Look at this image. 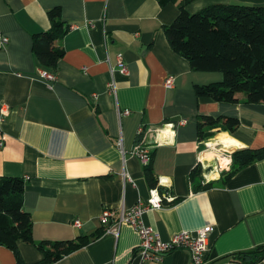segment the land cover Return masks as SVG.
<instances>
[{
	"label": "crops",
	"instance_id": "crops-1",
	"mask_svg": "<svg viewBox=\"0 0 264 264\" xmlns=\"http://www.w3.org/2000/svg\"><path fill=\"white\" fill-rule=\"evenodd\" d=\"M183 2L0 0V33L8 37L0 49V176L25 181L22 205L31 216L34 243L17 242L24 263L42 259L35 245L41 241L74 240L102 230L104 209L116 217L146 202L149 168L163 188L159 192L172 199L145 210L146 225L163 239L210 227L208 264H264V256L254 262L237 258L264 245V158L226 180L218 178L227 170L203 177L216 182L207 189L194 190L189 179L204 142L232 139L234 149L264 146V103L196 96V84L220 81L222 73L194 71L170 47L164 26ZM213 3L258 6L264 0H192L185 7L194 13ZM52 8L59 9L66 26L55 40L63 55L54 70L42 66L32 51L33 35L50 28ZM118 56L126 74L116 68ZM41 70L55 78L42 77ZM169 76L172 86L166 87ZM201 115L236 117L240 124L232 133L213 128L210 137L201 138ZM140 125L170 134L169 141L155 131L145 136L148 165L130 153ZM213 155L205 157L213 162ZM76 218L80 227L73 224ZM139 242V235L122 224L117 237L103 231L52 264H192L183 249L161 260H141ZM0 264H17L12 249L0 246Z\"/></svg>",
	"mask_w": 264,
	"mask_h": 264
},
{
	"label": "trees",
	"instance_id": "trees-1",
	"mask_svg": "<svg viewBox=\"0 0 264 264\" xmlns=\"http://www.w3.org/2000/svg\"><path fill=\"white\" fill-rule=\"evenodd\" d=\"M167 1L159 0L160 4ZM189 1L192 0H184L172 23L164 26L166 39L172 50L189 62L192 70L222 73L220 81L196 84V96L227 103H264V5L213 3L190 13L185 7ZM59 15V9L52 8L48 12L50 28L34 34L32 39L37 61L53 70L63 55V49L55 45V40L66 32ZM239 124L236 117L201 115L197 128L201 138H208L209 129L232 133ZM263 158L264 146L237 149L231 154L230 168L218 179L226 180L236 169ZM146 172L150 187L162 192L163 188L158 186L149 168ZM189 179L194 190L207 189L216 183L205 182L200 166L191 171ZM24 185L21 177L0 176V246L14 251L17 264H27L18 252L17 242L34 243L31 216L22 205ZM101 232L103 228L74 240L41 241L35 245L43 253L42 259L28 264H52ZM263 256L264 245H261L256 250L238 253L237 258L254 262Z\"/></svg>",
	"mask_w": 264,
	"mask_h": 264
},
{
	"label": "built area",
	"instance_id": "built-area-1",
	"mask_svg": "<svg viewBox=\"0 0 264 264\" xmlns=\"http://www.w3.org/2000/svg\"><path fill=\"white\" fill-rule=\"evenodd\" d=\"M8 43V37L0 33V49L5 48ZM116 68L123 74L127 73L126 63L121 56H118ZM42 77L50 80L55 78V75L45 71H40ZM173 77L169 76L165 80V86L171 87ZM113 83L110 84L112 86ZM123 114H128L129 110H124ZM179 123H185V120H179ZM157 133V137L166 138L165 141H169L167 138L170 134L161 133V129L150 128L146 125H140L136 135L137 143L133 146L131 154L139 157L140 162L147 165L150 162V148L146 147V135L150 132ZM164 141V140H163ZM125 153L124 150H122ZM213 152L215 160L213 162L208 161L205 154ZM202 157H199L198 162L202 169L203 177L206 180L215 174L220 173L223 170L229 169L231 165V149L222 147L221 145L209 144L204 142V148H202ZM212 156V157H213ZM167 183V182H163ZM171 200V195L164 193L160 194L156 188H152L149 191V197L146 202L138 201L131 208L123 210L117 216H114V212L110 209H104L100 216V222L103 227V231L118 236L119 228L122 224L130 226L140 238V242L137 248V254L141 260H161L167 253L176 249H183L188 252L192 264H208V253L210 251L209 246V234L212 230L210 227L200 228L195 231L182 230L180 232L172 234L169 238L163 239L160 234L151 226L146 225L142 220V215L147 209H155L162 206V200ZM74 226L80 227L81 220L79 218L74 219Z\"/></svg>",
	"mask_w": 264,
	"mask_h": 264
},
{
	"label": "bare ground",
	"instance_id": "bare-ground-1",
	"mask_svg": "<svg viewBox=\"0 0 264 264\" xmlns=\"http://www.w3.org/2000/svg\"><path fill=\"white\" fill-rule=\"evenodd\" d=\"M217 141H215V142H212V144H215V143H217V145H221L222 147H225V148H228V149H231V154L234 152L233 150V148L234 147H236V142L234 141V140H232V139H230V140H224L223 142H224V144L221 142V140H219V139H216ZM214 141V140H213ZM150 156H151V151H150ZM150 160H151V157H150ZM149 164V163H148ZM198 166H200V164H199V162H198ZM231 166V165H230ZM230 166H229V168H230ZM228 170V169H227ZM153 188H156L157 190H158V188L157 187H153ZM152 189V188H151ZM158 192H159V190H158ZM160 193V192H159ZM160 194H162V193H160ZM101 216V215H100ZM99 220H100V218H99ZM101 223V222H100ZM102 225V224H101Z\"/></svg>",
	"mask_w": 264,
	"mask_h": 264
},
{
	"label": "rangeland",
	"instance_id": "rangeland-1",
	"mask_svg": "<svg viewBox=\"0 0 264 264\" xmlns=\"http://www.w3.org/2000/svg\"><path fill=\"white\" fill-rule=\"evenodd\" d=\"M222 137H224V136L222 135ZM222 137H221V138H222ZM216 138H217V136H216ZM223 141H224V140H221V142L224 144V142H223ZM233 149H234V148H233Z\"/></svg>",
	"mask_w": 264,
	"mask_h": 264
},
{
	"label": "water",
	"instance_id": "water-1",
	"mask_svg": "<svg viewBox=\"0 0 264 264\" xmlns=\"http://www.w3.org/2000/svg\"><path fill=\"white\" fill-rule=\"evenodd\" d=\"M237 149H239V148H235L233 151H235V150H237Z\"/></svg>",
	"mask_w": 264,
	"mask_h": 264
}]
</instances>
